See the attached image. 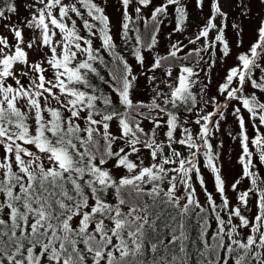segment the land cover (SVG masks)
<instances>
[{
  "label": "snow or ice",
  "instance_id": "obj_1",
  "mask_svg": "<svg viewBox=\"0 0 264 264\" xmlns=\"http://www.w3.org/2000/svg\"><path fill=\"white\" fill-rule=\"evenodd\" d=\"M0 264H264V0H0Z\"/></svg>",
  "mask_w": 264,
  "mask_h": 264
},
{
  "label": "rangeland",
  "instance_id": "obj_2",
  "mask_svg": "<svg viewBox=\"0 0 264 264\" xmlns=\"http://www.w3.org/2000/svg\"><path fill=\"white\" fill-rule=\"evenodd\" d=\"M113 3H114V0H113ZM108 12H109V14L113 20V32L116 36V43L118 45V48L123 47L124 49L128 50V47H125L123 45V42L119 38V23H118L119 13L116 11L114 6H110L108 8ZM140 25H142V23ZM173 26H174V23H169V22H166L165 25L161 26V34L159 37L161 42H160V45H158V48H160V50H161V54H163V50L167 45V34L172 29ZM175 38L176 37L174 36L173 39H175ZM251 38L252 37L250 35L245 37V45L247 44V42ZM125 55L129 59L130 63H132L134 61V58L131 57L129 51H127V53H125ZM232 62L233 61L231 59H229L227 61L228 64H231ZM223 67L224 66H220V71L216 72L214 75L213 85H212L213 94H215V86L219 82V77H222V75H223ZM223 127L225 128V130H231L235 127L234 122H233L231 117H229L227 123L224 124ZM250 131H251V129H250ZM220 139H223V141H224V146H223V149H221V153H222V158L224 159V161H226V163H225L226 171L229 169L230 165L238 167L235 165V159H236V156L239 152V149L237 147L236 142L231 141V139L229 137L223 136V135L220 136ZM214 143H215V141H214ZM229 181H231L230 175H229ZM208 186H209V190H211V187H212L211 183H209ZM198 191H199V189H198ZM230 195H233V194L230 193ZM200 198L203 201L204 197L202 195Z\"/></svg>",
  "mask_w": 264,
  "mask_h": 264
},
{
  "label": "trees",
  "instance_id": "obj_3",
  "mask_svg": "<svg viewBox=\"0 0 264 264\" xmlns=\"http://www.w3.org/2000/svg\"><path fill=\"white\" fill-rule=\"evenodd\" d=\"M140 26V28H141V32H142V34H145L146 35V30H145V28H144V25L142 24V25H139ZM135 41L133 40L131 43H134ZM126 47V46H125ZM127 47H130V45L129 46H127ZM117 50L118 51H121L122 50V52H123V54L125 55V53H127V51L128 50H126V49H124L123 47H120V48H117ZM126 56V55H125ZM127 57V56H126ZM104 87H106V86H104Z\"/></svg>",
  "mask_w": 264,
  "mask_h": 264
}]
</instances>
